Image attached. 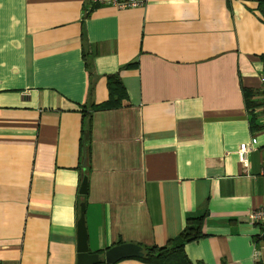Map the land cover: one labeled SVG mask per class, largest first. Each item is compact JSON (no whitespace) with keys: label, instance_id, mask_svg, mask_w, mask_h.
I'll return each instance as SVG.
<instances>
[{"label":"crops","instance_id":"0c3cea01","mask_svg":"<svg viewBox=\"0 0 264 264\" xmlns=\"http://www.w3.org/2000/svg\"><path fill=\"white\" fill-rule=\"evenodd\" d=\"M111 75L125 97L94 110ZM263 78L255 0H0V264H77L82 203L101 259L162 247L201 217L189 261L264 264L248 219L264 206V128L250 124L264 125ZM252 137L245 172L237 150Z\"/></svg>","mask_w":264,"mask_h":264},{"label":"trees","instance_id":"16d2710c","mask_svg":"<svg viewBox=\"0 0 264 264\" xmlns=\"http://www.w3.org/2000/svg\"><path fill=\"white\" fill-rule=\"evenodd\" d=\"M255 1L257 2V10L261 14L264 23V0ZM107 89L109 99L105 103L95 106L94 110H109L120 106L121 100L125 97V92L116 75L107 77ZM242 93L248 109L252 111L256 106L252 101L253 94L247 89H242ZM250 119L253 132L256 130L260 131L264 128V125L257 124V117L255 115L251 114ZM202 224L203 218L201 217L186 219L185 225L178 236L169 240L162 247H142L143 256L139 259L147 264H202L199 262L192 263L184 252L186 244L195 242L204 236L201 231ZM262 240L264 239H260L258 236L254 239L256 243Z\"/></svg>","mask_w":264,"mask_h":264},{"label":"water","instance_id":"95a60500","mask_svg":"<svg viewBox=\"0 0 264 264\" xmlns=\"http://www.w3.org/2000/svg\"><path fill=\"white\" fill-rule=\"evenodd\" d=\"M86 134L83 137V165L86 164ZM87 193V177H82L79 194L84 196ZM85 205H80L79 218L77 221V264H113L125 258H141L143 256L142 248L135 244H120L113 246L103 253L102 259L97 253H89L87 248V234L84 223Z\"/></svg>","mask_w":264,"mask_h":264},{"label":"built area","instance_id":"2783aa9c","mask_svg":"<svg viewBox=\"0 0 264 264\" xmlns=\"http://www.w3.org/2000/svg\"><path fill=\"white\" fill-rule=\"evenodd\" d=\"M149 0H91V3L95 6H109L117 10H123L127 8H140L146 5ZM264 85V78L261 79ZM261 112L264 113V104L261 106ZM262 123H264V115L262 118ZM256 139L252 137L249 143L242 144L237 150V159L239 165L246 172L248 167V153L255 150ZM262 170L260 172L261 176H264V155L262 159ZM248 219L250 223L257 227L258 237L264 239V206L253 209L249 212ZM258 253L255 252L254 256L257 257Z\"/></svg>","mask_w":264,"mask_h":264}]
</instances>
